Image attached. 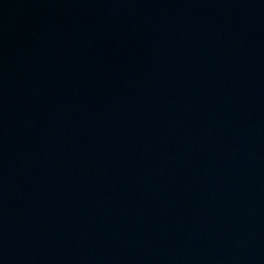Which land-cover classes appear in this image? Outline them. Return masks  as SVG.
Masks as SVG:
<instances>
[{
  "label": "water",
  "instance_id": "95a60500",
  "mask_svg": "<svg viewBox=\"0 0 264 264\" xmlns=\"http://www.w3.org/2000/svg\"><path fill=\"white\" fill-rule=\"evenodd\" d=\"M0 264H264V0H0Z\"/></svg>",
  "mask_w": 264,
  "mask_h": 264
}]
</instances>
